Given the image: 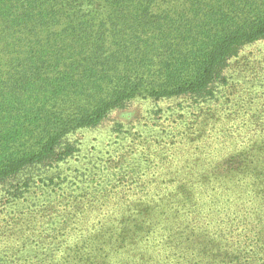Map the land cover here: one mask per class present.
I'll return each instance as SVG.
<instances>
[{"label": "trees", "instance_id": "1", "mask_svg": "<svg viewBox=\"0 0 264 264\" xmlns=\"http://www.w3.org/2000/svg\"><path fill=\"white\" fill-rule=\"evenodd\" d=\"M259 43L264 0H0V264H264V78L232 70ZM136 98L167 102L162 166L72 169L70 135ZM190 128L249 141L174 160L162 137Z\"/></svg>", "mask_w": 264, "mask_h": 264}, {"label": "rangeland", "instance_id": "2", "mask_svg": "<svg viewBox=\"0 0 264 264\" xmlns=\"http://www.w3.org/2000/svg\"><path fill=\"white\" fill-rule=\"evenodd\" d=\"M243 52L245 57L240 58L239 61H235L232 65L234 75H237V72H242L243 74H247V76L259 73L260 76L264 78V44L259 43L254 46H249ZM261 82L264 84V81ZM253 88L258 91L262 89L261 92L257 94L258 98L254 99L255 105L261 107V105H264V86L259 87L258 84H256L251 87V89ZM248 100L244 101V99H241L239 105L243 104V102L247 105ZM225 104V102L207 104V107L204 110L212 109L216 112V116L212 122L229 124L233 122L229 120V115L227 114L228 109L224 108ZM166 106V101L154 104L147 98H136L124 109L113 111L110 115L111 119H109L111 122H106L104 125L95 129L83 128L76 130L70 135V139L76 140L82 154L86 153L88 156L85 159L79 157V160L76 162L71 161V168H86L94 170L99 164L102 166L113 164L112 161L116 160V156L118 155L126 157V159L139 160L134 164V168L145 170L146 165H149L150 169H148L147 172L154 171L156 166L161 167L162 164H158V158L152 153L153 149L158 147L156 146L154 139L147 137V135L155 132L158 128H164L165 124L169 123L164 120L168 119L167 116H169V112L165 110ZM161 108L164 109L162 116L159 119L152 120V116L159 114L157 112L162 110ZM238 111L239 109H237V112ZM194 112V110H191L189 113H185V116L193 119L195 117L193 115ZM217 116L219 120H217ZM175 118L176 120L181 121L180 115L175 116ZM115 121L121 123V132L118 134L124 136L123 139L117 138V131L112 130ZM152 121L158 123V125H150ZM175 121H173V124ZM260 121H264L263 116L260 117ZM197 134L198 132L195 129L190 128L183 133H176L174 131L164 135L162 140L164 142H169L164 146L165 153L172 156L174 160L177 159V157H187L191 159L198 152L196 145L205 142L202 140V138L205 137V134L202 137L197 136ZM231 134L232 136L226 137L223 140L218 137L220 134L215 133L214 128L208 129L205 139L207 140L206 144H209V147L206 149L210 150L212 155H216L217 157L220 154L224 155L226 152L240 148L249 141L247 138V132H242L241 136H238L236 131H232ZM193 137L195 139L192 140L191 138ZM148 144L150 145V148L148 147ZM89 156H91V159H88ZM149 158L150 160L147 163ZM128 162L132 161L128 160ZM139 173L142 175V172Z\"/></svg>", "mask_w": 264, "mask_h": 264}]
</instances>
